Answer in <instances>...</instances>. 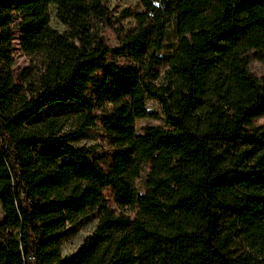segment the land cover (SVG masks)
I'll return each mask as SVG.
<instances>
[{
    "label": "trees",
    "instance_id": "16d2710c",
    "mask_svg": "<svg viewBox=\"0 0 264 264\" xmlns=\"http://www.w3.org/2000/svg\"><path fill=\"white\" fill-rule=\"evenodd\" d=\"M107 1L0 0V264H264V79L248 69L264 0H139L114 48L93 25L112 28ZM17 28L31 64L13 75ZM147 100L167 127L137 133ZM72 105L67 133L53 109ZM98 122L102 162L69 143ZM91 215L93 233L63 256Z\"/></svg>",
    "mask_w": 264,
    "mask_h": 264
},
{
    "label": "rangeland",
    "instance_id": "374dc122",
    "mask_svg": "<svg viewBox=\"0 0 264 264\" xmlns=\"http://www.w3.org/2000/svg\"><path fill=\"white\" fill-rule=\"evenodd\" d=\"M105 8L109 18L112 20V28L103 29L101 24H97L96 22H93V25L95 26V29L97 28L99 34L104 36L107 45L114 48L119 42V36H127L133 32L136 25L134 17L137 13L144 11V7L139 0H110L105 3ZM49 14L51 28L60 33L64 32L65 27L56 19L54 7L51 6L49 8ZM166 36L164 47L158 54L164 62L163 66L158 69L160 78L157 81V84L160 85L165 83L163 80L164 71L167 68L165 61L171 54L177 42L174 21H171L168 24ZM19 39L20 30L17 28L14 30V39L12 41V57L14 65L11 71L13 75H17L22 72L31 64L30 59L25 56L20 49ZM120 63L125 64L126 61L121 60ZM248 69L255 77L264 79V51L260 54L254 53L250 55ZM146 107L147 110L154 116L137 120L135 122L136 132L142 133L144 128L151 126L166 128L167 125L161 111V106L154 100H147ZM76 110V108H73V105L71 107L53 109L54 113L65 118L67 133L73 132V119ZM254 125L264 127V115L257 119ZM69 143L75 147L94 148L95 154L100 158L101 162L102 160L104 161L105 157H107L108 147L102 137L99 122L97 123V127L95 129H89L80 135L70 137ZM145 174L146 172L144 171L142 178H144ZM136 187L139 191L142 190L141 181L136 183ZM2 218L3 212L0 206V222ZM96 223L97 221L95 216L91 215L80 220L74 227H71L69 235L61 242L60 250L62 255L66 256L74 253L82 244L84 239L93 233Z\"/></svg>",
    "mask_w": 264,
    "mask_h": 264
}]
</instances>
